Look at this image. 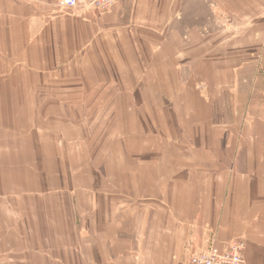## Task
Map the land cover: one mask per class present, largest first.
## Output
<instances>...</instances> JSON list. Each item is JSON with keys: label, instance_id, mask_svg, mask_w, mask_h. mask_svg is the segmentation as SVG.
I'll return each mask as SVG.
<instances>
[{"label": "crops", "instance_id": "crops-1", "mask_svg": "<svg viewBox=\"0 0 264 264\" xmlns=\"http://www.w3.org/2000/svg\"><path fill=\"white\" fill-rule=\"evenodd\" d=\"M58 1L0 0V264H264V0Z\"/></svg>", "mask_w": 264, "mask_h": 264}, {"label": "built area", "instance_id": "built-area-1", "mask_svg": "<svg viewBox=\"0 0 264 264\" xmlns=\"http://www.w3.org/2000/svg\"><path fill=\"white\" fill-rule=\"evenodd\" d=\"M117 0H59L58 6L63 9L81 12L105 11ZM244 242L233 240L225 251L210 245L200 252L191 253L185 264H245L243 258Z\"/></svg>", "mask_w": 264, "mask_h": 264}, {"label": "rangeland", "instance_id": "rangeland-1", "mask_svg": "<svg viewBox=\"0 0 264 264\" xmlns=\"http://www.w3.org/2000/svg\"><path fill=\"white\" fill-rule=\"evenodd\" d=\"M176 18H178V15L176 16ZM194 21H195V20H194ZM93 113H94L93 116L95 117L97 113H96V112H93Z\"/></svg>", "mask_w": 264, "mask_h": 264}]
</instances>
